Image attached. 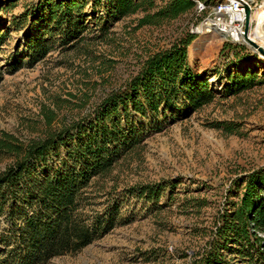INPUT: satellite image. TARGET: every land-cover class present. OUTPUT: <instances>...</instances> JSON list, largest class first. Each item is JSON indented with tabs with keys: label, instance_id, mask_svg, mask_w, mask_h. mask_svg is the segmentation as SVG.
Instances as JSON below:
<instances>
[{
	"label": "rangeland",
	"instance_id": "374dc122",
	"mask_svg": "<svg viewBox=\"0 0 264 264\" xmlns=\"http://www.w3.org/2000/svg\"><path fill=\"white\" fill-rule=\"evenodd\" d=\"M95 1L87 0L84 12L89 27L74 47L56 46L35 65L23 59L20 69L3 73L0 136L7 133L22 142L39 136L45 112H53L56 122L64 114L85 111L134 74L148 53L184 31L194 33L187 47L188 63L207 78L215 97L128 152L98 180L93 207L102 208L111 189L150 183L166 190L157 203L130 199L122 212L126 223L80 251L48 262L185 264L205 244L217 211L237 201L242 178L264 166V44L260 39L232 42L214 31L198 32L193 10L161 24L141 26L138 19L145 12L138 10L101 30L98 24L104 9ZM42 2L0 0V31L9 33L1 46L0 63L19 55L14 54L17 39L22 42L25 33L43 27L38 19ZM249 4L253 12L264 7V0H249ZM15 19L24 20L18 31L13 29ZM255 27L250 20L248 32ZM241 70L256 72L255 80L232 92L230 76ZM11 161L10 155L0 153V171ZM230 264L239 262L230 260Z\"/></svg>",
	"mask_w": 264,
	"mask_h": 264
},
{
	"label": "trees",
	"instance_id": "16d2710c",
	"mask_svg": "<svg viewBox=\"0 0 264 264\" xmlns=\"http://www.w3.org/2000/svg\"><path fill=\"white\" fill-rule=\"evenodd\" d=\"M41 1L43 27L25 33L22 42L17 39L14 54L19 55L0 63V81L4 72L20 69L23 59L33 66L56 46L72 48L84 38L87 0ZM162 1L96 0L104 9L99 29L138 10L145 12L138 19L141 26L194 8L193 0ZM23 21L13 20V29H22ZM8 35L0 31V50ZM194 38L184 31L148 53L134 74L83 112L64 114L56 122L53 112H45L39 136L25 142L0 136V153L12 157L0 171V264H48L126 223L122 212L130 199L158 202L166 187L134 184L109 190L104 206L96 209L93 188L149 135L213 100L207 78L188 63L187 47ZM255 76L253 70L239 71L230 76L229 90L245 89ZM239 187L237 201L217 211L205 244L185 264H264V166L247 173Z\"/></svg>",
	"mask_w": 264,
	"mask_h": 264
},
{
	"label": "built area",
	"instance_id": "2783aa9c",
	"mask_svg": "<svg viewBox=\"0 0 264 264\" xmlns=\"http://www.w3.org/2000/svg\"><path fill=\"white\" fill-rule=\"evenodd\" d=\"M197 18L195 29L204 27L205 32L214 31L225 40L244 41L248 30L244 26V7L252 9L249 0H193Z\"/></svg>",
	"mask_w": 264,
	"mask_h": 264
},
{
	"label": "bare ground",
	"instance_id": "6f19581e",
	"mask_svg": "<svg viewBox=\"0 0 264 264\" xmlns=\"http://www.w3.org/2000/svg\"><path fill=\"white\" fill-rule=\"evenodd\" d=\"M250 20H254L256 22V27L247 33L245 39L255 42L256 40L260 39L264 44V7L251 12L249 16V21ZM196 31L203 33L205 32V29L204 27H201L197 28Z\"/></svg>",
	"mask_w": 264,
	"mask_h": 264
},
{
	"label": "water",
	"instance_id": "95a60500",
	"mask_svg": "<svg viewBox=\"0 0 264 264\" xmlns=\"http://www.w3.org/2000/svg\"><path fill=\"white\" fill-rule=\"evenodd\" d=\"M243 7H244V16H245L244 26H245V31H247L248 27H249V23H250L249 16H250L251 10H250L249 6L245 3L243 4ZM251 42L254 43L253 41H251Z\"/></svg>",
	"mask_w": 264,
	"mask_h": 264
}]
</instances>
